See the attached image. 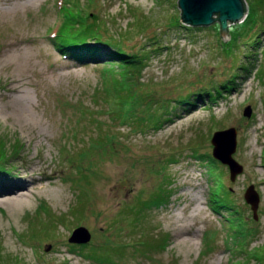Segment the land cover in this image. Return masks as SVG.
Here are the masks:
<instances>
[{
  "label": "rangeland",
  "instance_id": "rangeland-1",
  "mask_svg": "<svg viewBox=\"0 0 264 264\" xmlns=\"http://www.w3.org/2000/svg\"><path fill=\"white\" fill-rule=\"evenodd\" d=\"M67 5L96 15L105 40L145 51L123 78L128 115L104 64L56 48ZM246 5L225 39L218 22L178 25L179 0H0V140L11 154L0 160V264H264V0ZM231 127L234 180L206 155ZM213 171L234 202L224 213L209 203ZM226 214L244 223L231 230ZM80 226L85 246L69 241Z\"/></svg>",
  "mask_w": 264,
  "mask_h": 264
},
{
  "label": "trees",
  "instance_id": "trees-1",
  "mask_svg": "<svg viewBox=\"0 0 264 264\" xmlns=\"http://www.w3.org/2000/svg\"><path fill=\"white\" fill-rule=\"evenodd\" d=\"M245 2H247V0H245ZM72 3L74 4L75 2ZM77 6L78 4H76V7ZM63 10H65V12L63 14L64 18L62 24L59 29L55 31V38H57V43L55 44L56 48L60 52L62 51V54L65 55L66 58L69 57L70 59L74 60V62L88 63L93 61L95 63L104 64V70L113 77H111L113 79V82L111 80V84L114 83L113 86L118 95V98H120L122 101L119 102V104L124 102V105L126 106L125 113L128 115L129 113L127 112H129L131 108H127V106L130 104L128 102L130 98L123 95V90L126 88V83H124L123 78L127 77L129 73L137 71L140 64L144 63V60H147L148 57L143 54L145 51H135L136 49L134 50V48H129L131 50H128L127 44L124 39H120L119 37L116 43L113 42L110 38L105 40L103 35L99 33L104 24L99 19H97L96 15H84L81 7L71 10L70 5H67L64 6ZM89 21H91L92 23H87ZM177 24L188 29H190V27H193L183 24L181 19L177 22ZM201 27L198 28L200 29ZM140 50H142V48ZM140 52L142 53L140 54ZM246 57H249V55H246ZM226 85H228L229 87V84ZM224 88L225 86L222 87V89ZM217 90L218 93H215V95H213V93L207 94L208 97H210V100L214 101L216 99V96L222 94V90ZM207 92L208 88H204L203 90L197 91V93H194L193 95L197 94L198 98H200ZM197 96H193V98ZM181 99L182 98H179L178 100H176V102H181ZM187 99V104H192V100L190 98ZM152 116L155 117L154 114ZM124 117L126 116H123V118ZM159 121L160 123L158 124L161 125V120ZM195 153H197L198 155L199 152L195 151ZM9 155L11 154L7 151L4 140L1 139L0 160L3 162H7V157H9ZM206 155L208 156L207 164L209 166H212V163L216 162V159L208 152L206 153ZM210 176L215 181V185L212 187V191L210 192L209 203L217 212H223L224 208H226L227 210L232 209L230 207H232L234 202L231 200L232 198L230 197L229 191H227V189L223 186L219 172L213 171L210 173ZM228 202L229 204L227 205ZM235 211L239 212L241 211V209L236 207ZM232 214L235 213L232 212L231 215ZM226 215L229 220V225L227 226H229L231 230L238 228L239 225L244 223V221L240 219L238 220L236 217L230 218V214ZM143 243L144 242H142V244ZM149 243L150 248L160 247L159 245L161 244V241L154 240L150 241ZM80 245L78 247H80ZM81 246L85 245L83 244ZM236 249H238V247H236ZM238 250L242 251L240 248ZM251 255L257 258L256 252H252Z\"/></svg>",
  "mask_w": 264,
  "mask_h": 264
},
{
  "label": "water",
  "instance_id": "water-1",
  "mask_svg": "<svg viewBox=\"0 0 264 264\" xmlns=\"http://www.w3.org/2000/svg\"><path fill=\"white\" fill-rule=\"evenodd\" d=\"M181 8V20L187 26H210L213 23L220 24L222 36L229 37V26L231 23L241 22L247 16V5L245 0H179ZM252 107L245 109V115H252ZM237 129L231 127L225 130H218L214 133L211 142L215 146L213 156L215 159L228 165L231 169V178L242 172L243 167L236 161L233 154L237 149ZM246 199L252 205L253 214L258 218V208L260 203V194L254 186L246 191ZM92 234L87 227L80 226L76 228L69 241L76 244L89 243Z\"/></svg>",
  "mask_w": 264,
  "mask_h": 264
}]
</instances>
